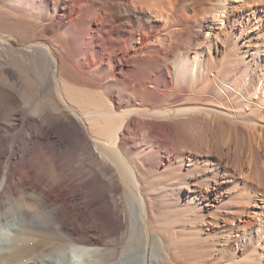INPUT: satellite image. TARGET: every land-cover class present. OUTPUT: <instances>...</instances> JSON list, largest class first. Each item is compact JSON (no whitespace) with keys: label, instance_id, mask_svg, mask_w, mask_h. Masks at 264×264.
Here are the masks:
<instances>
[{"label":"bare ground","instance_id":"1","mask_svg":"<svg viewBox=\"0 0 264 264\" xmlns=\"http://www.w3.org/2000/svg\"><path fill=\"white\" fill-rule=\"evenodd\" d=\"M28 1L29 10L44 11L39 37L21 38L25 48L16 49L7 37H17L0 32V146L9 145L0 153L8 154L0 164V264H264V0ZM216 29L221 44L197 67L203 35ZM41 57L51 69L46 75ZM45 86L49 98L33 102ZM180 123L194 124L183 135L194 140L179 139ZM130 125L144 162L168 169L175 178L165 186L188 194L186 202H176L178 211L164 210L176 204L166 198L162 211L149 212L143 164L127 156ZM225 125L235 131L223 142L228 153L246 156L230 159L232 171L211 174L191 142L203 140L205 126ZM156 126L161 138L152 136ZM16 149L21 158L12 164ZM185 162L208 175L195 178L186 169L179 177ZM245 173L249 192L224 197L223 177ZM117 174L141 222L138 241L132 233L119 256L106 247L122 229L127 235ZM74 181L89 184L97 203L88 222L64 190ZM90 192L78 194L81 203ZM205 207L206 221L196 218L188 229L170 232L190 208L195 218ZM89 222L98 239L88 233ZM232 242L253 246L240 257L231 252Z\"/></svg>","mask_w":264,"mask_h":264},{"label":"rangeland","instance_id":"2","mask_svg":"<svg viewBox=\"0 0 264 264\" xmlns=\"http://www.w3.org/2000/svg\"><path fill=\"white\" fill-rule=\"evenodd\" d=\"M165 1H172V3L174 2L173 0H165ZM249 1V0H248ZM166 3V2H165ZM164 3V4H165ZM31 7V5L29 4V1L28 0H0V32H2V33H5V34H12V35H14V36H16L17 37V39H13V38H11V37H7L8 39L10 38V41H11V43L13 44V47L14 48H16V49H19V48H25V45L23 44V42H22V40H21V38L22 39H37L38 37H39V33H40V29H41V22H42V14L44 13V11H41V10H29L28 8L29 7ZM51 9L50 10H48L47 11V13H46V17L48 16V12H49V16L51 15ZM43 12V13H42ZM150 16H153L154 17V15L152 14V13H148ZM155 18V17H154ZM159 20H161V18L159 19ZM49 34L50 35H52V33L51 32H49ZM187 33L185 32L184 34H183V36L184 37H187ZM205 35V34H204ZM203 35V38L205 37V39H203L202 40V43H201V45H200V49L198 50V55H196V59H195V63L197 64V67H199L200 66V62L202 61V59L204 58V57H207V55H208V53L209 54H211L212 56L214 55V53H213V47H214V45H220L221 44V33L218 35V30L216 29L211 35H209L208 37H207V35H205L204 36ZM19 36V37H18ZM217 36V37H216ZM183 37V38H184ZM207 38V39H206ZM220 38V39H219ZM21 40V41H20ZM180 40L181 39H173L172 41H176V42H178V43H180ZM204 41V42H203ZM220 43V44H219ZM210 50V51H209ZM208 52V53H207ZM40 60L42 59V61H41V63H40V65H42V67H43V69H45L44 70V72H45V75H46V72L47 71H49V70H51V69H49V66H47L46 65V61H45V59L43 60V58L41 57V58H39ZM39 60V61H40ZM15 64V63H14ZM122 70H124V71H126L127 70V67H123L122 68ZM48 73V72H47ZM126 73H128L129 74V72H126ZM128 74L126 75V76H121V74H120V76H118V78L119 79H122V78H127L128 77ZM43 76L44 78H46L47 76ZM226 78L227 77H223V81H225L226 80ZM219 87L221 88L222 86L219 84ZM47 89L49 90L50 88H47L46 86H45V90L42 92V90L40 91V92H37V91H35V93H33V95H32V98H31V100L33 101V102H36V101H38V100H40V99H42V98H46V96H47V98H49V96L51 95V94H49L48 92H47ZM37 92V93H36ZM44 96V97H43ZM114 102H115V100H114ZM115 105H117V104H115ZM118 112V111H117ZM184 124V125H183ZM194 125V124H193ZM192 124H190V123H180V124H178L177 125V131L179 132V139H183V140H186V139H189V140H194L193 139V137H192V139H190L191 137H190V135H188V134H186V136H184L183 137V135H184V133L186 132H191L190 131V129H192V128H194V126H193ZM227 125H225V126H223V128L224 127H226ZM210 126H205V135L203 134V140H202V138L201 139H199V141H196L195 143H193L192 144V142H191V145H196L195 146V148L197 149V151L199 150V151H202L203 152V154L205 155V153H206V155L204 156L203 154H202V152H199L198 151V154L200 155H198L197 156V159H198V161H201V162H203V164H207L208 165V168L209 167H211V169H213V171L211 172V174H214V172H223V171H225V170H229L230 171V169H231V171H232V169L233 168H231V163L233 164V162L235 163V161L234 160H240V159H244V156H246V154H244L243 152V154L242 155H240V157L238 158V159H234L233 157H232V154H231V152L229 151V153H228V151H227V149L226 148H228V144H226L227 143V141H226V143H223V142H225V140H229L231 137V139L233 140L234 138H235V131H234V129L232 128L231 129V127L230 128H228L227 129V127H229V126H227L226 127V129L224 128V129H222V127H219L221 130H223V131H221L218 127H214V128H209ZM211 129V130H209V129ZM152 129H154L153 131H152V136H157L158 134V137L160 136V138L162 137V134H161V132H160V130H159V128L156 126V127H154V128H152ZM155 129H157V131L155 130ZM207 129V130H206ZM132 130H134V127H133V125H130L129 126V128L127 129V131H125V136H127V138H128V140H127V147H129L130 148V150H129V148L127 149V156H128V158H132L134 161H135V163L137 162V164H143V167H142V178L140 179L141 180V187H143L142 188V193L145 195V198H146V200H148V204L150 205V206H148V210H149V212H151L152 214H158L157 212H160V211H162V209H164L167 213H170L172 210V212H175V210L176 211H178L180 208H181V204L179 203V204H177L176 202H179V201H181V202H184L185 200L187 201V197H188V194L185 192V193H183L181 196L177 193V192H173V191H171L170 190V188H167L168 186H165V182H164V180H167V179H169V178H175L174 176H172V177H170V176H168L169 174H168V169L167 170H164V168L163 167H160V166H153V164H152V162L150 163V161L149 162H144V159L141 157V156H139V154H140V152H139V150L141 149V147H140V140H136L135 139V136H134V133H133V131ZM209 130V131H208ZM213 130V131H212ZM220 130V131H219ZM226 132H225V131ZM232 130V131H231ZM155 131V132H154ZM210 132V133H209ZM212 132V133H211ZM221 134H220V133ZM230 134H229V133ZM207 133V134H206ZM218 134H220L219 136H218ZM227 134H229V135H227ZM222 135H223V137H222ZM227 135V136H226ZM208 136V137H207ZM213 136H215V137H218V139L217 138H213L212 139V137ZM187 137H190V138H187ZM220 137V138H219ZM205 138V139H204ZM221 138H222V140H221ZM211 139V140H210ZM214 139H216V140H214ZM230 139V140H231ZM189 140H186L185 142L187 143V142H189ZM206 140V141H205ZM54 141V140H53ZM53 141H51L50 142V144L49 145H53ZM136 141V142H135ZM202 143H201V142ZM219 141V142H218ZM135 142V143H134ZM200 144H199V143ZM206 144H205V143ZM211 143H213L212 145H211ZM214 143H216V144H214ZM218 143V144H217ZM220 143V144H219ZM197 144H199V145H197ZM205 144V145H204ZM224 144V145H223ZM226 144V145H225ZM134 145V146H133ZM201 145V146H200ZM203 145V146H202ZM208 145V146H207ZM216 145H218V146H216ZM230 145H231V143H230ZM6 146V147H5ZM5 146H0V153L2 152V151H4V150H8V148H9V145H5ZM211 148H210V147ZM223 146V147H222ZM5 147V148H4ZM200 147L202 148V149H200ZM226 147V148H225ZM1 148H2V151H1ZM4 148V149H3ZM210 148V149H209ZM230 149H232V147H230ZM10 150V149H9ZM206 151V152H205ZM13 153H12V164H14V163H18L19 162V160H20V158H21V153H20V151L18 150V149H16V150H14V151H12ZM227 152V153H226ZM209 153V154H208ZM214 153V154H213ZM224 153V154H223ZM246 153V152H245ZM131 155V156H130ZM208 155V157H206ZM230 155V156H229ZM5 156L6 157H8V154H7V152H6V155H4V158H3V156L2 155H0V164L3 162V163H5L6 161V159H5ZM204 156V157H203ZM242 157V158H241ZM3 161H2V160ZM230 159H234L232 162H231V160ZM243 159H242V161H243ZM227 160H228V163H226L227 162ZM219 161H220V163H219ZM231 163H230V162ZM218 162V163H217ZM214 164V165H213ZM225 164V165H224ZM226 164H227V166L228 167H226ZM229 164V165H228ZM185 165H186V167H185ZM210 165V166H209ZM212 165L213 166H215V167H212ZM225 167H224V166ZM231 165V166H230ZM234 165V164H233ZM188 166V164H187V162H185V164H183V167H182V171H180V176L179 177H182L183 175V177H185V173L187 172V170L186 169H188L189 170V172H190V174H191V176L193 175V177L195 176V178H203V177H205L206 175H208V173H204V171H200V175L199 174H197L196 172H194V168H196V167H187ZM219 166V167H218ZM173 167V170L172 171H178V169L176 170V168H175V165H173L172 166ZM222 167H224V168H222ZM230 167V168H229ZM232 167H234V166H232ZM222 169V170H221ZM200 170V169H199ZM141 171V170H140ZM188 172V173H189ZM202 173V174H201ZM210 174V173H209ZM197 175H199V176H197ZM221 175V174H220ZM246 175V173L243 175V176H237L236 174L233 176L234 178H232V176L230 177V176H224L223 178L224 179H222V181H223V183H222V191H223V193H222V195L224 196V197H226V198H229V197H232V196H235V195H239V194H244V193H246V192H249V189H248V185H249V183H251V179H250V181H249V178L250 177H247V175H246V177L245 178H243L244 176ZM192 177V178H193ZM238 177V178H237ZM230 179V180H229ZM233 179H235V180H233ZM248 181H247V180ZM258 179V178H257ZM117 180H118V182H117V184L120 182V185L118 184V186H119V188L120 189H122V190H120V191H118V192H116V194H115V196L117 197V198H120L119 196H121V200H124V201H120V199H119V201H118V206L120 207V209H123L124 208V210L126 211L125 213H126V215H128V218H127V222H126V227H127V232H126V236H127V238H126V236H125V234H124V236H121L120 234H121V232H123L124 230L122 229V231H119V234H118V232H117V234L115 235V237L116 236H118L115 240L114 239H112L111 240V238L113 237V236H111V237H109L110 239L109 240H111V241H109V242H107V246L106 247H110V249L111 248H115L114 250L113 249H111L112 251H117L116 253V255H118L119 253H120V251H121V249H122V247H125V245L127 246L128 244H129V240H130V237L133 235L132 233H134V237L133 238H135L134 240L135 241H138V239L137 238H139V234H138V229L140 230V228H141V222L139 221L140 220V217H138V215L136 214L137 213V211H136V209L135 208H132V206L130 205L131 203H129L130 201H129V199L127 198V196L123 193V191H124V189L126 188H122L121 186H124L123 184H121V177L119 176V174H117ZM143 180V181H142ZM233 180V181H232ZM244 182H243V181ZM229 181V182H228ZM247 181V182H246ZM74 183V184H73ZM73 183H69V186H64V190L65 191H67L68 193L67 194H69V201L70 202H72V203H70L72 206V209L73 210H79L81 213L79 214V215H82V216H84V217H87V222L91 219V215H92V213L95 211V208H96V206H97V203L94 201H92V199L90 198L91 196H90V194H91V188L89 189V184H85V185H82L79 181H78V183H77V181L75 182H73ZM80 183V184H79ZM145 183V184H144ZM246 185H245V184ZM233 184V185H232ZM80 185H82V186H80ZM87 185V186H86ZM245 185V186H244ZM84 187V188H83ZM87 188H88V190H87ZM245 190H244V189ZM242 189H243V191H242ZM248 189V190H247ZM70 190V191H69ZM84 190V191H83ZM90 190V191H89ZM125 190H127V188L125 189ZM231 190H232V192H231ZM239 190V191H238ZM79 191V192H78ZM85 193V192H90V193H88V197H87V200L89 199V201L87 202L86 200L84 201L85 202V204H83V203H81V199L79 198V196H78V194L79 193H83V192ZM225 191V192H224ZM242 193H241V192ZM71 192L72 193H77L76 195L75 194H72L71 195ZM125 192V191H124ZM128 192V191H127ZM230 192V193H229ZM182 193V192H181ZM180 193V194H181ZM80 194V195H81ZM125 195V196H124ZM166 196V197H165ZM125 197V198H124ZM73 198H76V200L75 199H73ZM80 200H79V199ZM168 200H167V199ZM164 199H166V201H168V202H173V203H176L175 205H173L175 208H173V206L171 207V206H167V207H165V206H163V204L162 203H164ZM72 200V201H71ZM73 200H74V203H73ZM80 202V204H79V202ZM185 201V202H186ZM87 202V203H86ZM91 202V203H90ZM120 202V203H119ZM93 203V204H92ZM125 203V204H124ZM126 203H128L129 205H127ZM88 204V205H87ZM122 204H124V205H122ZM162 204V205H161ZM220 205L219 206H222L223 208V210L225 211V209L227 210V208L225 207V206H223L221 203H219ZM74 205V206H73ZM120 205H122V206H124L123 208H122V206H120ZM84 206V207H83ZM88 207V208H86V207ZM127 206H129V209H128V207ZM160 206L162 207H164V208H160ZM218 207V206H217ZM225 207V208H224ZM79 208V209H78ZM126 208V209H125ZM172 208V209H171ZM205 210L203 211V215L202 216H199V217H192V216H194V212H195V210H194V208H190L189 210L191 211H188V212H186V214L185 215H183V217H182V222H184V223H182L181 225L180 224H178V225H176V226H173V227H171V228H169V230H170V232L172 231V232H181L185 227H187V229H188V226H190L189 224H193L192 222L194 221H196V218H197V221L198 220H202V221H206L207 219H208V215H210V208L209 207H205L204 208ZM82 210V211H81ZM170 210V211H169ZM83 212H85V213H83ZM72 213H75L74 211H72ZM91 213V214H90ZM84 214V215H83ZM171 214V213H170ZM189 214V215H188ZM73 215H75V214H73ZM87 215V216H86ZM136 215H137V217H136ZM187 216V217H186ZM189 216V217H188ZM166 217L168 218V215H166ZM185 217V218H184ZM89 218V219H88ZM139 218V219H138ZM190 218V219H189ZM186 219V220H185ZM130 220V221H129ZM189 222V223H188ZM128 223V224H127ZM134 223V226H132V224ZM185 223H187L186 225H185ZM128 225H130L129 227H128ZM183 225H184V227H183ZM90 226V227H89ZM93 226H95V225H93L92 224V222H89L88 223V225H87V227H89L90 228V230H89V234L91 235V237L92 236H96V235H100V232L99 231H97L98 230V228H97V230H96V227L97 226H95V227H93ZM132 226V227H131ZM134 227V228H133ZM140 227V228H139ZM261 227L263 228V225L261 224ZM88 228V229H89ZM93 229H94V231H93ZM103 229V228H102ZM189 229H190V227H189ZM104 230V229H103ZM129 230V231H128ZM133 230H135V231H133ZM91 231V232H90ZM92 231H93V234H92ZM96 231V232H95ZM103 232V231H102ZM132 234V235H131ZM135 234H137V235H135ZM121 236V238H120V236ZM131 235V236H130ZM98 236H96V237H92V238H94V239H98L97 237ZM114 237V238H115ZM125 237V238H124ZM123 238H124V241H122L123 240ZM104 240V242L103 243H105L104 245H106V241H108V239L107 238H105V239H103ZM120 240V241H119ZM113 241H114V243H115V245H114V243H113ZM117 241V242H116ZM129 241V242H128ZM120 242V243H119ZM103 243H102V245H103ZM109 243V244H108ZM111 243V244H110ZM112 243H113V245H112ZM119 245H117V244ZM148 248H152V246H150L151 244H152V242L149 240L148 241ZM235 243H231L230 245H229V248H231V252L232 253H234L235 255H237V256H244V255H246L247 254V250L248 249H246V248H252V246H253V244L251 243V244H248L247 242H243V245H246L247 247H244L243 249H240L239 247H235V245H234ZM102 246L103 248L105 247V246ZM110 245V246H109ZM116 245L118 246V247H116ZM112 246V247H111ZM101 247V246H100ZM120 247V248H119ZM102 248V249H103ZM114 252V253H115ZM119 252V253H118ZM113 253V254H114ZM241 253V254H240ZM246 253V254H245ZM116 255H114L113 256V262L115 261V260H117V256ZM119 256V255H118ZM116 258V259H115Z\"/></svg>","mask_w":264,"mask_h":264}]
</instances>
